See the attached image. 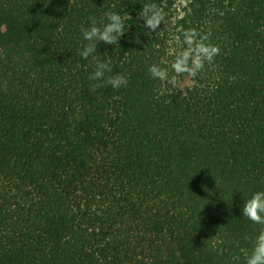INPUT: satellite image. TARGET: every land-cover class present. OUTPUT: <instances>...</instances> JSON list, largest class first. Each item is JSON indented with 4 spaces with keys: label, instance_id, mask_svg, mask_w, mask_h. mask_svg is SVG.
I'll use <instances>...</instances> for the list:
<instances>
[{
    "label": "trees",
    "instance_id": "trees-1",
    "mask_svg": "<svg viewBox=\"0 0 264 264\" xmlns=\"http://www.w3.org/2000/svg\"><path fill=\"white\" fill-rule=\"evenodd\" d=\"M107 12L124 35L81 58ZM193 32L219 54L181 86ZM97 60L127 84L93 90ZM257 191L264 0H0V264H245Z\"/></svg>",
    "mask_w": 264,
    "mask_h": 264
},
{
    "label": "clouds",
    "instance_id": "clouds-1",
    "mask_svg": "<svg viewBox=\"0 0 264 264\" xmlns=\"http://www.w3.org/2000/svg\"><path fill=\"white\" fill-rule=\"evenodd\" d=\"M105 16L108 22L103 27L95 26V21L93 20L92 27L81 29L83 39L88 42L79 53L81 58L87 59L93 55L96 52L98 41L106 45H114L124 35L125 25L122 17L115 12H107ZM139 16L143 19L144 26L149 31H156L163 20L161 11L152 3L142 5ZM128 18L130 17L128 16ZM195 35L194 32L186 34L185 43L189 47L176 57L172 65L177 74L187 73L195 75L203 69L205 62L211 64L214 57L219 54L217 46L205 44L202 41L193 47ZM111 71L110 63L97 60L93 72L89 75L90 87L95 90L96 88L110 85L112 88L118 89L127 84V78L121 74L106 76V73ZM148 72L152 78L161 80L167 78V71L154 64L148 67ZM241 215L254 224L264 226V191L254 192L243 203ZM245 264H264V227L260 229L250 253L246 255Z\"/></svg>",
    "mask_w": 264,
    "mask_h": 264
},
{
    "label": "rangeland",
    "instance_id": "rangeland-1",
    "mask_svg": "<svg viewBox=\"0 0 264 264\" xmlns=\"http://www.w3.org/2000/svg\"><path fill=\"white\" fill-rule=\"evenodd\" d=\"M176 76L181 86L189 85L192 82V75L190 74L179 75L176 73Z\"/></svg>",
    "mask_w": 264,
    "mask_h": 264
}]
</instances>
